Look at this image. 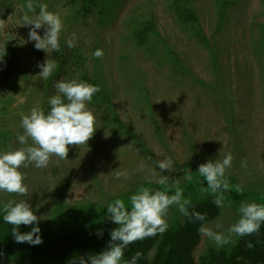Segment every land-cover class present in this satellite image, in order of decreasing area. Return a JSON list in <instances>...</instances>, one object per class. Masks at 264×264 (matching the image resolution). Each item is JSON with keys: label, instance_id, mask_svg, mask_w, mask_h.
<instances>
[{"label": "rangeland", "instance_id": "374dc122", "mask_svg": "<svg viewBox=\"0 0 264 264\" xmlns=\"http://www.w3.org/2000/svg\"><path fill=\"white\" fill-rule=\"evenodd\" d=\"M201 200L198 262L264 217V0H0V264L77 231L116 264Z\"/></svg>", "mask_w": 264, "mask_h": 264}, {"label": "trees", "instance_id": "16d2710c", "mask_svg": "<svg viewBox=\"0 0 264 264\" xmlns=\"http://www.w3.org/2000/svg\"><path fill=\"white\" fill-rule=\"evenodd\" d=\"M189 212L188 223L183 228L162 232L157 220L148 219L140 227L126 232L117 247L119 259L116 264H264V217H260L228 253L209 250L198 262L194 251L201 241L202 227L217 217L218 210L201 200ZM82 234L77 231L75 235L58 238L43 250L25 239L18 243L12 240L8 250L13 260L8 261L22 264L27 258V264H52L50 259H55L60 264H91L89 261L93 259L92 264H110L108 254L111 249L99 240L100 236ZM67 255L78 259L79 263H67ZM2 264L9 263L4 261Z\"/></svg>", "mask_w": 264, "mask_h": 264}]
</instances>
